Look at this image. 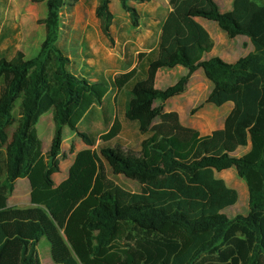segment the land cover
<instances>
[{
    "label": "trees",
    "instance_id": "trees-1",
    "mask_svg": "<svg viewBox=\"0 0 264 264\" xmlns=\"http://www.w3.org/2000/svg\"><path fill=\"white\" fill-rule=\"evenodd\" d=\"M34 1L47 10L38 21L46 29L38 54H0V264H41L37 247L44 237L55 264H264V0H235L230 13L215 0H171L167 16L155 15L156 45L149 52L128 46L129 70L115 77L72 70L59 46L62 15L81 0ZM118 2L131 26L141 28L147 15L139 5L152 0ZM111 3L97 0L94 14L115 48ZM197 18L216 22L229 38L248 37L254 51L235 63L203 60L215 42ZM176 66L187 74L157 88L158 71ZM199 69L213 88L192 113L205 104H234L224 128L206 136L165 111ZM112 90L120 93L124 122L114 117ZM98 109L103 130L91 124ZM48 112L54 135L44 153L36 126ZM128 127L137 135L134 143L120 138ZM65 128L88 148L77 152L68 177L56 185L66 158ZM230 169L248 189L249 213L233 218L225 210L239 193L217 177ZM119 174L139 190L111 177ZM23 178L30 182L32 206L11 207L8 200Z\"/></svg>",
    "mask_w": 264,
    "mask_h": 264
},
{
    "label": "rangeland",
    "instance_id": "rangeland-1",
    "mask_svg": "<svg viewBox=\"0 0 264 264\" xmlns=\"http://www.w3.org/2000/svg\"><path fill=\"white\" fill-rule=\"evenodd\" d=\"M96 5L97 0H81L72 13L69 14L65 12L62 15L59 46L72 59V70L77 72L91 71L93 73L103 74L106 77H115L129 70L126 67V58L124 54L128 46H130L132 51L140 50L139 46H141L143 42L146 24L144 23V25L138 29L133 28L118 0H113L111 10L117 19V23L114 26L117 47L111 48L99 29V21L94 14ZM46 12L45 3H38L34 0H0V54L12 58L17 51H22L26 58L35 57L40 50V45L46 33L45 26L38 23V21L46 16ZM118 46L121 47V51H119ZM136 54L137 53H135V56ZM86 55L91 57L88 58ZM166 70L170 69H163V73L160 77V82L163 81V85H160V89L162 90H165L180 78V71L178 69L172 71L173 76H170V78L169 75L165 74L169 72ZM208 82L210 81L205 77L203 70H199L194 76L192 83H195V85H192L191 94L195 96L198 94L200 100L194 106H183L186 113L183 114L182 117L183 121L187 124L202 125L206 118H208L211 110L225 112L226 107H217L213 104H209L205 108L204 105L196 111V113H192L196 107L204 102L205 97L212 90V83ZM109 98L111 101L114 98V104H112L113 102L111 103L114 117L124 122L119 108L120 93L112 90L109 94ZM173 104V101H169L168 108ZM91 124L96 130L104 129L100 109L97 110L95 116H92ZM84 127H86V124L83 125V128ZM36 128L38 136L43 143V152H46L50 148L54 135L52 112L44 114ZM210 131L211 130H208L207 132ZM125 133H127V135L131 134L132 138L126 137L127 135H121L120 138L124 140L128 139L126 141L127 143H134L136 141L137 135L133 130L129 129V127ZM142 138L143 136H138L139 140ZM81 142L82 141L73 132L65 128L63 155H65L66 158L62 159L63 169L58 175L62 176L66 171L68 172L67 164L72 160L71 145L73 144L75 148H78ZM246 151L247 149H244L239 152L238 155ZM217 176L224 178L226 184L239 193L238 202L233 207L226 209L225 213L230 218L238 214L247 215L249 213V206L248 189L245 181L238 176L235 169L219 173ZM111 177L126 189L131 191L139 190V185L129 176L119 174L111 175ZM56 179H58V177ZM21 201L24 203L29 202V194L26 200L22 199ZM37 249L41 264H55L51 256L50 245L45 237L40 240Z\"/></svg>",
    "mask_w": 264,
    "mask_h": 264
},
{
    "label": "crops",
    "instance_id": "crops-1",
    "mask_svg": "<svg viewBox=\"0 0 264 264\" xmlns=\"http://www.w3.org/2000/svg\"><path fill=\"white\" fill-rule=\"evenodd\" d=\"M170 1L171 0H152V3L150 4L139 5V8L141 9V11L147 15V18L144 19V23L146 24V30H145V34L143 37V42L141 46H139L140 47L139 49L141 51L149 52L151 50V47L156 45L157 39L151 42L155 35L154 34L155 32L153 31L152 28L156 27L160 23V21L155 18V15L157 13H161L164 17L167 16V14L172 10L170 6ZM215 1L222 13H230L234 10L235 0H215ZM125 15L128 16V14L126 13ZM197 21L208 31V33L210 34V36L215 42V46L212 52L204 54L202 57L203 60H209L213 57H219L228 63H235L239 59L246 57L247 55H249L250 53L254 51V46L248 37L243 36V35H237L234 38H229L228 35L222 29H220V27L218 26L216 22L203 19V18H197ZM159 32L160 31H158V34ZM163 69H166V68L160 69L157 73L156 87L159 89H160V85H163V81L160 82V77H161V74L163 73ZM177 69L180 71V78L186 75L188 72V70L185 67L176 66L175 68L166 70L169 72H166L165 74L169 75V78H170V76L171 77L173 76L172 71H175ZM199 70H202V69H199ZM199 70L197 72H199ZM196 73H194V75L191 77L188 91L181 96H178V97H175L169 100V101H173L174 104L168 108V103H169L168 101L165 105V111L166 112H177L181 117V121L183 125L194 128L197 131H199L202 136H206V135H210L215 130L224 128L225 120L228 117V115L231 113V111L233 110L234 104L232 102H229L221 106V107H226L225 112H218V111L211 110V112L208 115V118H206L205 122L202 125L197 126L193 124H187L185 121H183L182 115L186 113L185 109H183L184 108L183 106L185 105H188V107L194 106L200 100V96H198V94L197 96L191 94L192 85L193 84L195 85V83H192V81ZM178 80L175 81L172 85L176 84ZM211 86L213 88L212 84ZM208 95L205 97L204 101L207 99ZM109 101L110 103L113 102L112 104H114V98L112 99V101L109 98ZM208 105L209 104H205L204 108ZM208 130H211V131L207 132ZM86 148L88 147L83 142L79 144L78 148L77 147L75 148V152L72 153V160H70L67 164L68 172L66 171V173L62 176L58 175L59 173H61L63 169V164L61 161V171L54 175V181L56 185H59L63 180H65L68 177L69 169L74 162L75 155L77 154V152L83 149H86ZM244 149H247V151L242 153L241 155L247 153L250 150V146L239 148L236 152V155H238V153L243 151ZM241 155H238V156H241ZM57 177L58 179H56ZM221 179H224V178H221ZM28 194L29 196H31V186H30L29 180L27 178L18 179L15 184L14 193L8 200V205L11 207H21V208L31 207L32 206L31 197H30L29 202L24 203L21 201L22 199L26 200Z\"/></svg>",
    "mask_w": 264,
    "mask_h": 264
}]
</instances>
